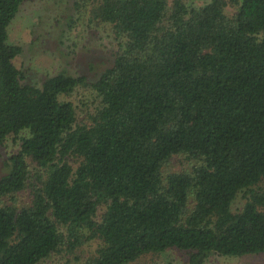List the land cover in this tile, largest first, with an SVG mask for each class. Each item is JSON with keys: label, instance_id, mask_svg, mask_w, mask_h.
Masks as SVG:
<instances>
[{"label": "trees", "instance_id": "16d2710c", "mask_svg": "<svg viewBox=\"0 0 264 264\" xmlns=\"http://www.w3.org/2000/svg\"><path fill=\"white\" fill-rule=\"evenodd\" d=\"M29 1L0 0V149L20 141L0 176V264L92 242L79 264L264 253V0H82L121 48L92 84L62 70L41 86L23 83L9 42ZM80 85L100 99L84 123L60 100ZM180 157L196 164L166 172Z\"/></svg>", "mask_w": 264, "mask_h": 264}, {"label": "rangeland", "instance_id": "374dc122", "mask_svg": "<svg viewBox=\"0 0 264 264\" xmlns=\"http://www.w3.org/2000/svg\"><path fill=\"white\" fill-rule=\"evenodd\" d=\"M209 1L186 0V3L202 6ZM91 9L92 4H84L82 0H33L22 5L9 27V42L22 48L14 63L24 77L23 83L41 86L46 77L66 70L73 77H85L92 84L112 66L122 41L115 36L110 24L91 19ZM225 11L232 17L236 8L229 5ZM60 100L74 105L78 123L88 121L89 115L100 106L94 89L83 85L77 86L69 95H61ZM19 149L17 137H10L0 149V176L6 170L4 161ZM28 163L30 171L36 174L38 167L31 160ZM194 164L181 157L175 158L165 171H190ZM260 187L264 189V182ZM19 201L20 204L29 202L28 191L19 196ZM245 203L246 194L241 193L233 204V211H239ZM98 245L99 242L89 243L75 255L55 254L40 264H79L91 256ZM188 259L187 252L170 249L164 254L145 256L132 264H167L170 261L187 264ZM205 264H264V253L241 257L212 256Z\"/></svg>", "mask_w": 264, "mask_h": 264}]
</instances>
